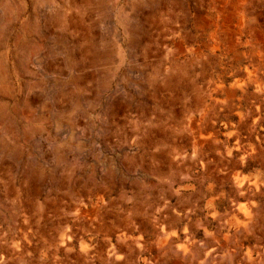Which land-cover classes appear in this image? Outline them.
<instances>
[{"label": "rangeland", "instance_id": "obj_1", "mask_svg": "<svg viewBox=\"0 0 264 264\" xmlns=\"http://www.w3.org/2000/svg\"><path fill=\"white\" fill-rule=\"evenodd\" d=\"M257 261L264 0H0V264Z\"/></svg>", "mask_w": 264, "mask_h": 264}, {"label": "bare ground", "instance_id": "obj_2", "mask_svg": "<svg viewBox=\"0 0 264 264\" xmlns=\"http://www.w3.org/2000/svg\"><path fill=\"white\" fill-rule=\"evenodd\" d=\"M236 143V142H235ZM242 144V143H241ZM236 147V146H235ZM236 149V148H235ZM237 151H239V149L237 150ZM242 154V153H241ZM244 154V153H243ZM237 174V173H236ZM238 176V175H237ZM238 178V177H237ZM240 179V178H239ZM235 181V180H234ZM245 181V180H244ZM243 181V182H244ZM239 183V182H238ZM242 184V183H241ZM239 186H240V183H239ZM255 188V187H254ZM256 188H257V186H256ZM246 208H247V206H245ZM253 208H254V206H252ZM242 208V207H241ZM247 212V211H246ZM239 214V213H238ZM244 215V214H243ZM250 215H252L251 213L249 214V216ZM254 218V217H253ZM247 222V221H246ZM241 223V222H240ZM243 224H244V222H242ZM237 228H238V226H237ZM238 230V229H237ZM236 230V231H237ZM249 252V251H248ZM209 253V252H208ZM257 253H258V251H257ZM206 254V253H205ZM207 259V258H206ZM248 259V258H247ZM256 264H258V261H257V263Z\"/></svg>", "mask_w": 264, "mask_h": 264}]
</instances>
